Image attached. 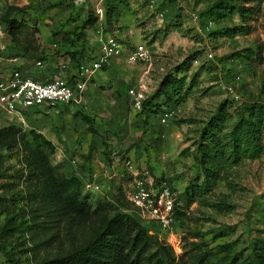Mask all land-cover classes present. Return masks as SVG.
I'll return each instance as SVG.
<instances>
[{"label":"rangeland","instance_id":"374dc122","mask_svg":"<svg viewBox=\"0 0 264 264\" xmlns=\"http://www.w3.org/2000/svg\"><path fill=\"white\" fill-rule=\"evenodd\" d=\"M217 3L234 10L213 13ZM99 31L126 50L144 42L150 64L128 63L124 50L90 75L81 103L58 113L23 106L21 119L0 109V264H55L53 257L100 230L114 210L134 214L124 190L138 180L171 191L170 228L141 222L171 246L175 264H264V130L261 154L225 166L206 191L196 159L200 130L221 104L229 112L239 103L264 107V0H123L109 19L103 0H0L2 71L37 59L45 69L89 64L100 51ZM187 55L196 59L177 72ZM168 72L186 76L178 104L152 96ZM131 87L142 94L140 108ZM163 106L166 123L154 113ZM28 145L47 159L46 173L29 164ZM93 180L98 189L85 186ZM70 192L82 210L66 199Z\"/></svg>","mask_w":264,"mask_h":264},{"label":"trees","instance_id":"16d2710c","mask_svg":"<svg viewBox=\"0 0 264 264\" xmlns=\"http://www.w3.org/2000/svg\"><path fill=\"white\" fill-rule=\"evenodd\" d=\"M122 1L103 0L108 19L113 16L115 9ZM233 8L232 3H217L211 7V10L223 16L227 14L226 11L231 13ZM245 8L241 4L239 14L243 19H245ZM234 32L235 30L231 29L226 33L232 36ZM72 55L75 64L81 62L79 52ZM194 59H196L195 56L187 55L181 65L176 67V71L186 69ZM185 82V75L178 76L176 73L168 72L161 78L152 96H164L163 103L167 105L178 104L185 95ZM62 109L63 107H60L59 111ZM164 109L165 106L156 107L154 113ZM3 130H0V133ZM263 130L264 107L256 103L250 105L239 103L232 112H229L226 105L221 104L217 115L211 117L200 130L196 145L198 151L196 159L202 169L204 191L225 166L240 158H255L261 154L260 134ZM40 137L43 144L49 148L52 147L51 141L43 136ZM28 148L31 150L29 164H32L39 173H46L49 167L47 159L36 153L30 145ZM66 199L77 210L83 209V202L78 199L76 193H66ZM223 209H230V207H223ZM141 221L133 213L114 210L113 214L104 221L100 230L95 231L80 244L72 246L67 253L57 255L50 261L55 264H175V255L171 246L153 239ZM3 230H5V223L0 224V231Z\"/></svg>","mask_w":264,"mask_h":264},{"label":"built area","instance_id":"2783aa9c","mask_svg":"<svg viewBox=\"0 0 264 264\" xmlns=\"http://www.w3.org/2000/svg\"><path fill=\"white\" fill-rule=\"evenodd\" d=\"M98 41L100 51L97 55L89 64L80 63L76 68L66 63L67 61H60L52 69H45L43 60L37 59L31 66L7 65L9 69L2 71L4 65L0 63V109L21 119L24 118L23 106L35 107L34 111L39 113H55L69 102L81 103L90 75L100 69L109 57L118 56L126 50L115 35L103 36L99 31ZM126 51L125 58L128 63L150 64V50L144 42L134 43ZM206 55L212 57V52L208 51ZM49 70L51 73L45 74ZM129 92L134 96L136 106L140 108L141 92L132 87ZM156 115L161 123H166L170 111L164 109ZM124 166L128 171H133L134 164L131 159L125 158ZM85 186L98 189L100 185L97 180H93L85 181ZM124 192L126 199L132 204V211L140 220L156 221L162 228H170L174 220L173 196L164 182L155 185L138 180L129 184Z\"/></svg>","mask_w":264,"mask_h":264},{"label":"crops","instance_id":"0c3cea01","mask_svg":"<svg viewBox=\"0 0 264 264\" xmlns=\"http://www.w3.org/2000/svg\"><path fill=\"white\" fill-rule=\"evenodd\" d=\"M49 73H51V70L45 72V74H49Z\"/></svg>","mask_w":264,"mask_h":264}]
</instances>
